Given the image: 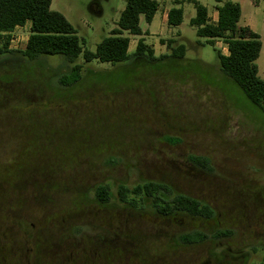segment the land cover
<instances>
[{
	"label": "rangeland",
	"instance_id": "1",
	"mask_svg": "<svg viewBox=\"0 0 264 264\" xmlns=\"http://www.w3.org/2000/svg\"><path fill=\"white\" fill-rule=\"evenodd\" d=\"M156 1L152 23L140 24L151 34L142 37L156 57L167 53L159 40L174 38L186 46L182 59L113 66L80 55L74 79L73 64L58 55H0L2 264H264V114L196 36L193 4ZM197 1L211 21L217 5H240L239 25L261 37L256 65L264 81V0ZM124 7L125 0H52L50 9L93 52ZM172 7L183 10L178 27L162 19ZM29 33V24L15 29L8 50H23ZM124 35L133 52L141 36ZM214 47L227 54L222 40ZM193 156L207 158L210 169L192 163ZM144 182L208 204L214 216L166 217L149 201L132 207L118 200L119 185ZM98 185L109 186L107 204L95 199ZM225 230L227 236L198 244L178 238Z\"/></svg>",
	"mask_w": 264,
	"mask_h": 264
},
{
	"label": "trees",
	"instance_id": "2",
	"mask_svg": "<svg viewBox=\"0 0 264 264\" xmlns=\"http://www.w3.org/2000/svg\"><path fill=\"white\" fill-rule=\"evenodd\" d=\"M195 9V16L189 25L195 28L197 37L205 38L213 47L219 62V69L225 77L232 81L245 95L248 101L264 114V81L258 75L256 60L259 58L262 42L260 35L249 26H240L241 7L238 3L226 1L216 6L217 19L211 21L208 10L197 0H187ZM52 0H0V55L19 54L23 58L34 61L42 56L58 55L73 64L69 76L78 79L82 66L75 64L81 55L84 62L97 61L115 65L132 59L165 60L182 59L186 46L178 44L174 38L160 39L167 53L156 57L151 46L142 37L144 32L140 27V16L146 24L152 22L158 11L156 0H125V7L120 13L116 27L108 37L102 39L95 50H84L81 40L74 27L59 12L50 9ZM184 0L175 1L180 5ZM221 3V0H216ZM183 21L181 7H172L167 13V25L178 27ZM29 24V35L23 50H8L11 33L17 27ZM124 33L141 36L133 52H129L130 39ZM215 40H222L226 45L227 54H222L214 47ZM63 80L60 79V82ZM63 84V82H62ZM190 161L203 169H210L205 157H189ZM99 204H107L111 199L108 185H98L94 191ZM118 200L132 207L143 206L145 201L161 216L185 214L191 217L211 219L214 210L201 201L182 194H175L171 188L159 182H144L131 188L124 185L117 187ZM131 197V198H130ZM230 232L217 231L206 234L193 231L178 236L180 242L186 245L198 244L209 238L225 237ZM0 264L1 260H0Z\"/></svg>",
	"mask_w": 264,
	"mask_h": 264
},
{
	"label": "crops",
	"instance_id": "3",
	"mask_svg": "<svg viewBox=\"0 0 264 264\" xmlns=\"http://www.w3.org/2000/svg\"><path fill=\"white\" fill-rule=\"evenodd\" d=\"M52 3V2H51ZM171 8H168V9H166V10H164L163 11V14H162V19H163V21L166 23V25H167V13H168V11L170 10ZM158 10H159V7H158ZM96 14H99L100 13V11H97V12H95ZM157 13V12H156ZM217 14V13H216ZM156 15V14H155ZM242 16V15H241ZM154 18H155V16L153 17V19H152V21L154 20ZM142 19H143V21H144V18H143V16L141 15L140 16V24H141V22H142ZM216 19H217V17L214 19V21L213 22H215L216 21ZM152 23V22H151ZM150 23V24H151ZM149 24V25H150ZM168 26V25H167ZM241 26V25H240ZM250 27V26H249ZM142 29V28H141ZM142 32H144V33H146L147 35L148 34H151L148 30H143L142 29ZM125 34V33H124ZM125 36H127V35H125ZM130 36H133V35H130ZM127 37H129V36H127ZM144 38V37H143ZM130 39V38H129ZM145 39V38H144ZM260 39H261V37H260ZM159 40V39H158ZM262 42V41H261ZM146 43V42H145ZM131 44V43H130ZM159 46H161V47H164L163 45H159ZM129 47H130V45H129ZM153 48V47H152ZM262 48H263V44H262ZM261 48V49H262ZM154 50V49H153ZM129 51V50H128ZM131 53V52H130ZM163 53H161V55H162ZM154 55L156 56L157 54L154 52Z\"/></svg>",
	"mask_w": 264,
	"mask_h": 264
},
{
	"label": "built area",
	"instance_id": "4",
	"mask_svg": "<svg viewBox=\"0 0 264 264\" xmlns=\"http://www.w3.org/2000/svg\"><path fill=\"white\" fill-rule=\"evenodd\" d=\"M17 28H22V27H17ZM17 28H16V29H17Z\"/></svg>",
	"mask_w": 264,
	"mask_h": 264
}]
</instances>
